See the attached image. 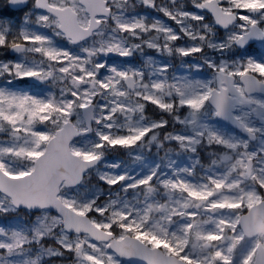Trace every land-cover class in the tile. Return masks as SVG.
Returning a JSON list of instances; mask_svg holds the SVG:
<instances>
[{"label": "snow or ice", "instance_id": "6c2138e0", "mask_svg": "<svg viewBox=\"0 0 264 264\" xmlns=\"http://www.w3.org/2000/svg\"><path fill=\"white\" fill-rule=\"evenodd\" d=\"M0 264H264V0H0Z\"/></svg>", "mask_w": 264, "mask_h": 264}]
</instances>
